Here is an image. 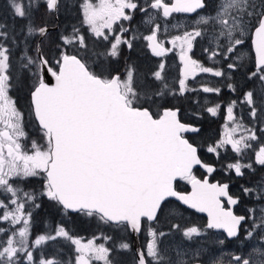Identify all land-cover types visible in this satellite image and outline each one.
I'll use <instances>...</instances> for the list:
<instances>
[{"label":"snow or ice","instance_id":"obj_1","mask_svg":"<svg viewBox=\"0 0 264 264\" xmlns=\"http://www.w3.org/2000/svg\"><path fill=\"white\" fill-rule=\"evenodd\" d=\"M69 7L68 0H7V11L0 13V195L7 198L0 199V221L9 225L0 227V235L7 237L0 239V264H124L121 255L131 251L132 245L123 239L115 246L97 243V237L83 242L64 223L33 236L32 209L40 207L41 198L54 202L64 215L96 216L105 224L136 233L146 228L149 240L136 251L134 264H264V182L242 188L246 196L255 195L259 208L247 209V216L225 208L222 198L237 205L240 196L230 195L227 183L210 184L193 175L196 165L215 171L202 162L197 142L187 136L201 129L182 122L178 107L151 110L156 98L177 94L166 82L165 64L161 62L152 74L159 85L151 88L137 79L134 66L121 78L93 63L78 27L61 34V43L53 47L50 23L58 27L55 21ZM77 7L81 26L109 41L104 55L111 58L121 55V46L131 49L138 38L148 41L155 56H166L172 49L165 47L168 41L161 35L167 34L168 27L158 20L166 21L175 13L195 14L187 26L172 25L182 30L170 41L179 49L183 64L179 95L198 90L187 83L197 73L230 80L233 72L243 70L250 53L241 49L249 36L255 57L252 68L244 72L247 90L241 103L249 109V123L264 124V0H216L211 12L206 0H82ZM41 9L48 19L37 24ZM137 13L143 14L142 26L149 33L142 37L131 23ZM198 38L208 45L203 49L207 59L217 63L206 66L193 59ZM29 80L30 113L38 125L39 142L30 138L25 112L11 95ZM226 87L237 90L232 83ZM199 90L221 92L216 86L201 85ZM236 105L237 101H231L226 108L232 127L207 151L219 156L218 149L230 146L236 154L253 152L251 162L237 159L226 165L243 177L247 170H254V164L264 166V143L260 142L264 138L245 124L243 116L234 114ZM220 107L205 110L215 115ZM41 177L39 191L23 186ZM178 179L188 180L192 191H177ZM170 197L206 212V226L182 229L180 224L168 223L164 231L161 221L167 223ZM211 229L225 230L247 251L229 254L227 262L222 255L206 251L195 241ZM173 232L183 240L165 243ZM64 242L72 246L71 257L52 247ZM218 243L223 245L224 240Z\"/></svg>","mask_w":264,"mask_h":264},{"label":"rangeland","instance_id":"obj_2","mask_svg":"<svg viewBox=\"0 0 264 264\" xmlns=\"http://www.w3.org/2000/svg\"><path fill=\"white\" fill-rule=\"evenodd\" d=\"M81 2H82V0H68V4L70 5V7L67 10H62L61 15L66 14L67 16L65 17V21L62 23L61 28L58 27L59 32L57 34L60 36L61 34H66V32H70L71 28L73 26L78 27V28H80L81 32H83L85 35L86 42L88 44V53L90 55H92V58H93L92 62L93 63L100 64L102 67H108L110 69L112 68V66H115L117 64L118 60L120 61V63L126 64L125 59H124V55L122 54V50H121V55L117 58H111V57L105 56L104 53L106 52V50L110 46L109 41H104V40H101L100 38L93 36L92 33L88 30L87 25L81 26V23H80L81 12H80L79 7H77V5L80 4ZM213 3H212V5H213ZM211 10H212V8L210 7L208 9V11L211 12ZM6 11H7V0H0V13H4ZM44 17L45 16L43 14V10L41 9V12L36 15V18H35L36 23L37 24L42 23V19ZM194 19L195 18L187 20V24L189 25L190 22ZM175 21H177V20H175ZM158 22L161 23V20H158ZM163 24H165V22H163ZM147 32H148V30L146 28L145 31L143 30V31H140V32L135 33V34L138 37H142V36L149 34ZM178 34H181V32H172L169 34L161 35V39L168 41L165 44L167 46H169V44H171L170 43L171 38L174 35H178ZM37 39H39V38H37ZM50 39H56V36H55L54 32H52V31H50L49 40ZM200 41H201V43L199 45L200 46L199 50H200L201 54L203 55V58L201 57V62L203 64H206V66H212L213 63H217L218 60L217 61H209L207 59V53H205L203 51V49L205 47H208V45L202 39L198 38L197 41L195 42V44H197V42H200ZM50 42L53 45V41L50 40ZM60 43H61V41H60ZM134 44H135V46L133 45L132 50H135V52L131 55L126 56L127 68L129 66L135 67L137 79L141 83L147 84L151 88H155L157 85H159V81H154L152 74L156 70H158V65L161 62H163L165 64V68H166V65L170 69L172 67H174L173 71L175 73V79L172 80L171 83L168 82L167 80H166V82L169 84L170 88H172L174 91H176L177 94L176 95L168 94V95L164 96L163 98H159V97L156 98V104H154L155 109H156V105H159V103H161V102L164 103V102L171 101L173 103L172 105H175L174 103H176V104L180 103L181 105L184 106L185 113L187 115H189L192 119L198 120V119L203 118L205 120V123H206V125L204 126L205 132L203 131L204 133L200 138L202 140L206 141V143H208V137H209L208 133H210L209 128L215 119H220V118L216 117L215 116L216 114L213 115L211 113H208L205 109L207 107H212V106H215L216 104H219L218 94L204 93L203 91H200L199 89H200L201 85L216 86V87L221 88L220 80H226V79L214 77L211 74L200 73L198 76L195 77V79L190 78L187 81L190 88L198 89V90L195 92H186L184 95H179L178 94V82H179V79L182 78V73L180 71V67L182 66V61L180 60L179 49L172 46V50L170 51L172 58H170L169 60H166L162 57H156L155 55H153V53L150 51V49L147 48L148 41L144 40L143 38H138L137 40L134 41ZM68 47L71 48V46H68ZM122 48H127V47L121 46V49ZM136 48L138 49L137 52H136ZM139 51H142V52H139ZM241 51L243 53H245L246 55H248L250 53L248 61L246 62L245 68L247 67V65L249 66V68L250 67L252 68V63L254 61V59H253L254 54L252 53L250 46L248 45L246 48L243 47L241 49ZM81 54L82 55L84 54L83 50H81ZM104 64H107V65L104 66ZM164 74H165V72H164ZM232 82H233V79L231 78L229 80V83H232ZM30 86H31V81L29 80L27 83L20 85L17 88L13 89V91L11 92V95H13L16 98L18 106L21 108L22 111L25 112V127L29 133L30 138L37 140L39 142L40 141V133H39V130L37 129L36 120L30 113V105H26L24 97L21 96L22 98H19V99L17 98V96H19V94H20V92H19L20 89H21V94L23 96H26V94L28 92H30ZM172 96L176 100L171 99ZM178 97H180L181 99H177ZM179 100H181V101H179ZM19 103H21V105H19ZM237 104L239 105V108L242 110V114H240V116H243L245 124H247L249 127H251V125L256 123L254 125V127L258 126V127H255L257 129V135L264 138V132H261L259 130L261 128H264V124H260L259 122L249 123V120H250V118L248 116L249 109L247 108V110H244V105H241L240 103H237ZM234 114L237 116V112L235 110H234ZM227 120H228L227 118L224 120L221 119L222 126L226 127L228 129V128L232 127V123L228 120V125H226ZM195 139H196V137H195ZM260 142L264 143V139H262ZM256 144H257L256 142H253V145H256ZM206 147L208 148L209 145L206 144ZM254 149L258 150L257 146L254 147ZM223 151L226 152V155H223V157L225 158V156H227V158L232 163L235 162L237 159H242L243 163L251 162V159H254V153L251 151L246 152L242 155L236 154L231 150L230 146H228L227 150L224 149ZM225 162H228L227 159H225ZM245 176H247L248 181L247 182L244 181V184H243L244 187H253L254 185H256L260 182H264V166L256 167V165L254 164V170L249 171V172H245ZM260 179H262V180H260ZM42 183H43L42 177L41 178H32V179H29L23 186L26 188V190L35 189V190L39 191L42 187ZM246 198L250 200L249 208H254V207L259 208L261 206L260 204L257 203L255 195L246 196ZM0 199L7 200V198L3 195H0ZM37 202L40 205L42 203L41 199L38 200ZM43 203H44L43 205H46V206L48 204L47 200H45V199H44ZM54 206L56 207L55 210H57V215H56L57 218L55 220L50 221V223H47L48 221L44 222V223H47V226H46V228L41 229V231H35L36 228L32 229L33 236H35L37 234L44 233L48 228L55 227L57 224H60V223H64L67 227H69L72 224L75 225V224L79 223V224H82L83 226L89 228V232L87 235L77 236V237L81 238L83 242H87V240L90 238L97 237L98 238L97 243H107L110 246H112V245L115 246V244L117 243V240H114V238H113L114 234L116 235L117 238H123L124 236H126L127 231H125L119 227L112 228L111 225L104 224L96 216L87 217V216H84L83 214H76L75 216L69 215V214L64 215L63 211L59 210L58 206L55 203H54ZM182 207H183V205L175 203V202L167 203L166 204V213H165L166 217L168 218L167 222L171 221V217H175V219L172 221V223L180 224L182 229L186 228L188 226H193V225L199 226L202 229L206 226L207 222L203 216L197 214L196 212H194L192 210L186 211ZM36 209L37 208L32 209V228H33V225H34V227L36 225L35 218L33 217L34 211ZM256 214L258 215L259 213L257 212ZM164 223L165 222L163 221V224ZM1 227L7 228V227H9V225L7 222L2 221ZM73 235H75V234H73ZM100 237H112L113 239H112V241H105L103 239H100ZM179 237L183 239V237L180 234H179ZM6 238H7L6 236L0 235V239H6ZM222 238H223L222 233L214 231L213 229H211V230H207L205 232L204 236L198 238L196 243H198L200 246H204L205 250L208 252L217 253V254L223 256V254L225 253L224 247L218 243L219 239H222ZM121 240H119V242ZM217 246L220 247V249H221L220 252L217 250ZM45 247H47V246H45ZM52 247L57 248V250L62 249L65 256H67V257H71L73 255L72 246L70 244H67V242H64L62 245H53ZM241 250L247 251L245 244L242 243L241 241H238L237 239H235L232 242V252L233 253H240ZM121 259L124 261V264H132L131 258L128 255V251L122 253Z\"/></svg>","mask_w":264,"mask_h":264},{"label":"flooded vegetation","instance_id":"obj_3","mask_svg":"<svg viewBox=\"0 0 264 264\" xmlns=\"http://www.w3.org/2000/svg\"><path fill=\"white\" fill-rule=\"evenodd\" d=\"M206 2L209 4V8H213L216 5V0H206ZM214 2V3H213ZM213 3V5H212ZM208 8V9H209ZM142 17L143 15L141 13H137L135 15L134 20L131 22L132 23V27L138 28L139 31H145L146 26H142ZM195 18V14H183V13H175L173 14V17H169L167 18V20L165 21L164 18H160L159 20H161V23L163 24V22H165V25L168 27V32L172 33V32H181V29H177V28H173L172 25H183V26H187V20ZM177 20V21H175ZM125 26H128V22H125ZM137 32V33H138ZM148 33V32H147ZM165 35V34H162ZM245 44H244V48H246L248 45L250 46L252 53H253V49H252V43H251V38L249 36H246L245 38ZM53 41V40H52ZM200 42H197V44H195L193 51L191 53L193 59H196L198 61L201 62V57L203 58V55L201 54L199 48H200ZM133 45L135 46V44L133 43ZM165 47L171 48L172 49V44H169V46H167L165 44ZM147 48H149L147 46ZM150 49V48H149ZM122 54L124 55V59H125V63L126 64H122L120 63V61L118 60L117 64L115 66H112L111 71L112 74H120L121 78H123V74L127 69V61H126V56L131 55L135 52V50L128 49V48H122ZM138 51V49L136 48V52ZM151 51V49H150ZM142 52V51H139ZM152 52V51H151ZM194 53V54H193ZM154 55V54H153ZM171 53L168 52L166 54V56L162 57L166 60H169L171 57ZM254 56V55H253ZM157 57V56H156ZM254 59V57H253ZM204 60V59H203ZM107 64H104V66H106ZM206 65V64H205ZM174 67H172L171 69L168 68V66L166 65V68L164 70L165 74V78L168 82H172V80L175 79V73L173 71ZM251 67L249 68V66L247 65V67L244 70L236 71L232 73V79L233 82L232 84L237 85V90L235 92H233L230 88L226 87V84L229 83V80H220V84H221V92L218 94V101L219 104L221 105V107L218 109L217 113H216V117L220 118V119H215L210 128H209V137H208V143H206V141L202 140L200 137L203 135L204 131V126L206 125L205 120L202 119H192L189 115H187L185 113V108L183 105H181L180 103L175 105H172L173 103L171 101L169 102H161L159 103V105H156V109L154 107V105H152V109L155 113V111H160L165 107H178L180 109V113H179V117L181 119V121L186 122V123H195L197 126H199V128L201 129L200 133L198 134H192L189 133L187 134L188 138L190 140L195 139V141L198 144V147L200 149L199 151V155L201 157V159L207 163V164H211L214 168L215 171L209 173L207 171V169L201 167V166H197L195 168H193V175L196 178H199L200 180H205L206 178H208L209 182H217V183H227L229 185V194L233 195V196H240V203L235 205L233 207V211L237 214V215H248V211L247 209H249V203L250 200L246 198V196L244 195L242 188L244 187V181H248L247 176H243V177H238L234 170H229L226 165L230 162V160L227 158V156H225V158L223 157V155H226V152H224V148L218 149L220 155L217 156L215 153H211L207 151V147L206 144H208L209 146L214 145L217 141L221 140L222 138H224L225 132L227 131L226 127L222 126V121L221 119H226L227 118V111L226 108L228 106V104L231 101H237V103H240L241 105H244L241 103L242 99H243V95L242 93L244 91L247 90L246 87V81H245V77H244V72L250 70ZM180 71L182 73L183 71V64L180 67ZM200 73H197L196 76H198ZM195 76V77H196ZM219 78V77H218ZM171 99L176 100L173 96L171 97ZM177 99H181L180 97H178ZM181 101V100H179ZM171 102V103H170ZM237 112V117L240 116V114H242V110L239 108V105H236V108L234 109ZM244 110H247V106L244 105ZM239 114V115H238ZM256 124V123H255ZM251 125V127H254V125ZM226 125H228V120L226 122ZM258 127V126H255ZM204 131V132H203ZM256 145H253V147H256ZM225 153V154H224ZM225 159H227L228 162H225ZM242 161V159H240ZM256 165V164H255ZM256 167H261L259 165H256ZM249 171H253V170H247L246 172ZM262 178V177H261ZM262 180V179H260ZM255 182V181H254ZM189 181L188 180H177L176 182V187L179 191H189L190 186H189ZM223 202H224V207L228 208L231 207V205L228 204L227 202V198H222ZM169 202H175L178 203L176 201H173V199H168L166 201V204ZM179 204V203H178ZM184 210L186 211H190L192 209H189L187 207H182ZM193 211V210H192ZM195 212V211H194ZM198 214V213H197ZM205 218L206 222H207V218L204 215H201ZM175 219V217H171V221L164 223L163 224V220L161 221L162 227L164 231H167V224L168 223H172V221ZM168 221V220H167ZM249 225H245V227H248ZM117 227L116 225L112 224V228ZM41 228V227H40ZM214 230V229H213ZM216 231V230H214ZM222 233L223 238L219 239L220 240H224V244L222 245L224 247V254L223 257L225 258V262H227L228 256L229 254H240V253H233L232 252V242L236 239H232V238H228L227 235L223 232V231H217ZM242 234H243V230H242ZM137 237V238H136ZM114 240H117V243L119 242V240L123 239L126 240L128 243H130L132 245L131 251H128V255L131 258L132 264H134L133 258L135 256V253L138 249H141L145 246V244L148 242L149 237L147 234V230L142 229L139 233H135L133 234L131 232L130 229L127 230L126 236H124L123 238H117L116 235L114 234L113 236ZM183 239L179 237V234L177 232H173L172 235H170L165 243L171 242L173 245L181 242ZM196 243V241H195ZM198 244V243H197ZM199 245V244H198ZM114 246V245H112ZM217 250L220 252V247L217 246Z\"/></svg>","mask_w":264,"mask_h":264},{"label":"trees","instance_id":"obj_4","mask_svg":"<svg viewBox=\"0 0 264 264\" xmlns=\"http://www.w3.org/2000/svg\"><path fill=\"white\" fill-rule=\"evenodd\" d=\"M66 16H67L66 14L60 15V17H59V28H61V25L65 21V17ZM47 19H48L47 17H44L42 19V22H45ZM56 23H57V21H55V24ZM50 25H52V23H50ZM59 28H57L55 30H52V32H54V34L56 36V39H50V40H53V45L52 46H54V45L56 46L57 44L60 43V41H59V35L57 34L59 32L58 31ZM19 92H20V94H19V96H17V98L19 99V98L24 97V100H25L26 105H30V95H29V92L27 91L28 93L26 94V96H23L21 94V89H20ZM19 105H21V103H19ZM37 129H38V125H37ZM44 199L47 200V202H48L47 206L46 205H43L44 204L43 203ZM41 201H42V203H41L40 207L37 208L34 211V214H33V217L35 218V221H36V225H35V227L33 225V228L32 229H35L36 228L35 231H41V229L46 228L47 223H50V221L55 220L57 218V216H56L57 215V210H55L56 207L54 206V203L51 202V201H49L47 198H41ZM58 209L61 210L60 207H58ZM68 214L69 215H73V216L76 215V214H73L71 212H69ZM46 221H48V222L47 223H44ZM108 225H111L112 226V224H108ZM1 226H2V221H0V227ZM69 228L72 231V233L75 234L76 236L87 235L88 232H89V228H87V227H85V226H83L82 224H79V223L78 224H75V225L72 224V225L69 226Z\"/></svg>","mask_w":264,"mask_h":264},{"label":"water","instance_id":"obj_5","mask_svg":"<svg viewBox=\"0 0 264 264\" xmlns=\"http://www.w3.org/2000/svg\"><path fill=\"white\" fill-rule=\"evenodd\" d=\"M56 25H58V23H56ZM56 28H57V27H53L52 25H50V31L53 30V29H56ZM251 43H252V42H251ZM252 49H253V53H254V57H255L254 48L252 47ZM53 82H54V81H53ZM182 122H183V121H182ZM185 123H186V122H185ZM196 126H197V125H196ZM197 127H199V126H197ZM201 160H202V159H201ZM202 162H203L204 164H207V163H205L203 160H202ZM197 166H201V165H196V166H194V168L197 167ZM201 167H203V166H201ZM203 168H204V167H203ZM205 169H206V168H205ZM197 179H199V178H197ZM178 180H179V179H178ZM199 180H200V179H199ZM206 180L209 182L208 178H206ZM209 183L211 184L212 182H209ZM214 183H217V182H214ZM189 186H190L189 191H179V190H177V191L182 192V193H190V192L192 191V185H191V183H189ZM170 198L175 199L176 201H178V202L181 203L182 205L187 206L188 208H191L189 205H185V204H183V202L177 200L175 197H170ZM224 198H226V197H224ZM234 206H235V205H231V208L233 209ZM191 209H193V208H191ZM193 210H195L197 213H200V214L205 215L206 218H207V222H208V214H207L206 212H200L198 209H193ZM130 230H131V229H130ZM214 230H221V231H223V232L227 235L226 231L223 230V229H214ZM131 232H132L133 234L136 233V232H133L132 230H131ZM136 238H137V237H136Z\"/></svg>","mask_w":264,"mask_h":264}]
</instances>
